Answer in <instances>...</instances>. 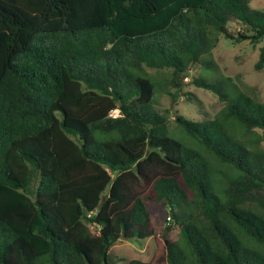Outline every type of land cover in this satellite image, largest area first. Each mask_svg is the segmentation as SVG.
<instances>
[{
	"label": "trees",
	"instance_id": "1",
	"mask_svg": "<svg viewBox=\"0 0 264 264\" xmlns=\"http://www.w3.org/2000/svg\"><path fill=\"white\" fill-rule=\"evenodd\" d=\"M222 35L262 41L264 10L0 0V264H111L123 236L155 241L127 264H264V101L201 75L224 102L213 118L156 105L196 66L214 74Z\"/></svg>",
	"mask_w": 264,
	"mask_h": 264
},
{
	"label": "rangeland",
	"instance_id": "2",
	"mask_svg": "<svg viewBox=\"0 0 264 264\" xmlns=\"http://www.w3.org/2000/svg\"><path fill=\"white\" fill-rule=\"evenodd\" d=\"M254 8L264 10V0H251ZM238 28H241L239 25ZM264 46V39L258 43H251L249 40L236 42L220 36L219 42L210 55L205 59L213 62L215 68L214 74L208 70L204 71L202 65L196 66L183 78L184 87L180 92V97L176 101L165 90H159L156 96V105L164 112L171 109L172 114L180 112L185 116L203 120L213 118L224 107V102L219 100L218 96L210 90L198 87L194 84V79L205 75L209 81L215 79L222 82L227 91L231 90L224 77H228L236 83L238 89L244 90L260 101H264V67L257 69L256 63L260 58L261 47ZM234 83V84H235ZM118 115L119 111L112 112ZM174 117H171V127L173 126ZM262 133V143L264 147V131ZM183 140V139H182ZM153 209L155 225L158 234L163 233L165 227L166 212L159 207ZM168 234L172 237L178 236V229L169 227ZM155 248L153 238L142 240L122 239L117 242L110 250V257L114 261L111 264H127V259L138 258L148 260Z\"/></svg>",
	"mask_w": 264,
	"mask_h": 264
},
{
	"label": "water",
	"instance_id": "3",
	"mask_svg": "<svg viewBox=\"0 0 264 264\" xmlns=\"http://www.w3.org/2000/svg\"><path fill=\"white\" fill-rule=\"evenodd\" d=\"M123 239H125V237L123 236Z\"/></svg>",
	"mask_w": 264,
	"mask_h": 264
}]
</instances>
